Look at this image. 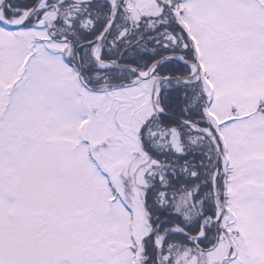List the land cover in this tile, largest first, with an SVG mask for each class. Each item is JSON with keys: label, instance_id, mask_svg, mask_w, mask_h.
<instances>
[{"label": "snow or ice", "instance_id": "1", "mask_svg": "<svg viewBox=\"0 0 264 264\" xmlns=\"http://www.w3.org/2000/svg\"><path fill=\"white\" fill-rule=\"evenodd\" d=\"M0 264H264V0H0Z\"/></svg>", "mask_w": 264, "mask_h": 264}]
</instances>
